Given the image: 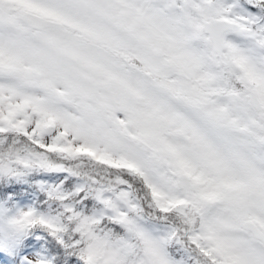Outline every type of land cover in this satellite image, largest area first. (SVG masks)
I'll return each instance as SVG.
<instances>
[{"label":"snow or ice","instance_id":"obj_1","mask_svg":"<svg viewBox=\"0 0 264 264\" xmlns=\"http://www.w3.org/2000/svg\"><path fill=\"white\" fill-rule=\"evenodd\" d=\"M0 264H264V0H0Z\"/></svg>","mask_w":264,"mask_h":264}]
</instances>
